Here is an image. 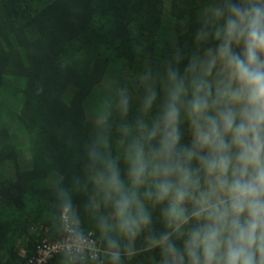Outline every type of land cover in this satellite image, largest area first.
<instances>
[{
	"label": "clouds",
	"instance_id": "1",
	"mask_svg": "<svg viewBox=\"0 0 264 264\" xmlns=\"http://www.w3.org/2000/svg\"><path fill=\"white\" fill-rule=\"evenodd\" d=\"M83 153L52 182L65 264H264V0H200L192 46L116 89Z\"/></svg>",
	"mask_w": 264,
	"mask_h": 264
},
{
	"label": "trees",
	"instance_id": "2",
	"mask_svg": "<svg viewBox=\"0 0 264 264\" xmlns=\"http://www.w3.org/2000/svg\"><path fill=\"white\" fill-rule=\"evenodd\" d=\"M200 0H0V264H27L67 232L52 182L81 172L83 146L118 88L190 48ZM73 195L84 234L99 233ZM156 216L159 213H155ZM159 232L164 226L153 221ZM143 246V238L138 242ZM141 252L126 264H151ZM48 264H65V252Z\"/></svg>",
	"mask_w": 264,
	"mask_h": 264
},
{
	"label": "built area",
	"instance_id": "3",
	"mask_svg": "<svg viewBox=\"0 0 264 264\" xmlns=\"http://www.w3.org/2000/svg\"><path fill=\"white\" fill-rule=\"evenodd\" d=\"M66 234L59 239L54 241H45L38 247V254L35 258L30 259L27 264H48V262L60 252H66L68 245L72 243L70 239L72 233L65 228ZM85 242L87 244L93 245L97 247L100 251H102L100 245L98 244L96 238L94 237L93 232H88L83 235Z\"/></svg>",
	"mask_w": 264,
	"mask_h": 264
}]
</instances>
